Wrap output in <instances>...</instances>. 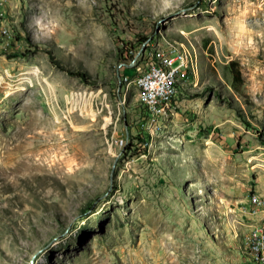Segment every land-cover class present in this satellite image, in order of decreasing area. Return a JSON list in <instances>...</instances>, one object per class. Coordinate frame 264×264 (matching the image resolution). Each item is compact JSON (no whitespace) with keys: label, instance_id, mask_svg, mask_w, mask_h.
I'll return each mask as SVG.
<instances>
[{"label":"rangeland","instance_id":"374dc122","mask_svg":"<svg viewBox=\"0 0 264 264\" xmlns=\"http://www.w3.org/2000/svg\"><path fill=\"white\" fill-rule=\"evenodd\" d=\"M167 41L157 131L120 74ZM258 228L264 0H0V264H264Z\"/></svg>","mask_w":264,"mask_h":264},{"label":"built area","instance_id":"2783aa9c","mask_svg":"<svg viewBox=\"0 0 264 264\" xmlns=\"http://www.w3.org/2000/svg\"><path fill=\"white\" fill-rule=\"evenodd\" d=\"M160 43L145 62L136 66L135 75L120 74V82L134 83L139 90V99L147 112L148 122L154 129L161 130V120L171 111L170 104L181 85L195 76L198 70V56L191 46L176 41ZM126 64L119 65L120 68ZM135 66V67H134ZM250 200L262 205L261 198L254 194ZM248 249L258 258L264 259V228L255 229L248 242Z\"/></svg>","mask_w":264,"mask_h":264},{"label":"water","instance_id":"95a60500","mask_svg":"<svg viewBox=\"0 0 264 264\" xmlns=\"http://www.w3.org/2000/svg\"><path fill=\"white\" fill-rule=\"evenodd\" d=\"M143 48L138 52V54L136 56H138L141 52H142ZM125 126H126V129H127V132H128V124H127V121L125 119ZM117 160H118V157L116 158L114 164H113V169H112V172L114 171V168L116 166V163H117ZM113 175V174H112Z\"/></svg>","mask_w":264,"mask_h":264},{"label":"trees","instance_id":"16d2710c","mask_svg":"<svg viewBox=\"0 0 264 264\" xmlns=\"http://www.w3.org/2000/svg\"><path fill=\"white\" fill-rule=\"evenodd\" d=\"M235 77L238 79V80H242L241 78V73L237 70L235 71Z\"/></svg>","mask_w":264,"mask_h":264}]
</instances>
